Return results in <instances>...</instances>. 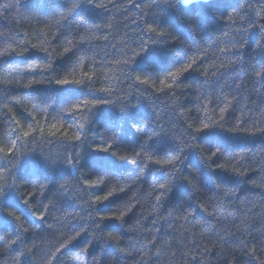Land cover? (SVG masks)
Masks as SVG:
<instances>
[{"label": "trees", "instance_id": "trees-1", "mask_svg": "<svg viewBox=\"0 0 264 264\" xmlns=\"http://www.w3.org/2000/svg\"><path fill=\"white\" fill-rule=\"evenodd\" d=\"M191 1L0 0V264H264V0Z\"/></svg>", "mask_w": 264, "mask_h": 264}, {"label": "snow or ice", "instance_id": "snow-or-ice-1", "mask_svg": "<svg viewBox=\"0 0 264 264\" xmlns=\"http://www.w3.org/2000/svg\"><path fill=\"white\" fill-rule=\"evenodd\" d=\"M187 70L188 69L186 68L185 71H187ZM58 83L61 84V85H65V84H69V83H73V82L69 81V80H61V81H58ZM74 83L79 84L80 81H75ZM168 87H171V85H168ZM197 131H200V129H197ZM102 151L106 152V151H108V149L105 148V149H102ZM17 219H19V217H17Z\"/></svg>", "mask_w": 264, "mask_h": 264}, {"label": "water", "instance_id": "water-1", "mask_svg": "<svg viewBox=\"0 0 264 264\" xmlns=\"http://www.w3.org/2000/svg\"><path fill=\"white\" fill-rule=\"evenodd\" d=\"M185 1V0H184ZM195 1H198V0H192L191 2H195Z\"/></svg>", "mask_w": 264, "mask_h": 264}]
</instances>
